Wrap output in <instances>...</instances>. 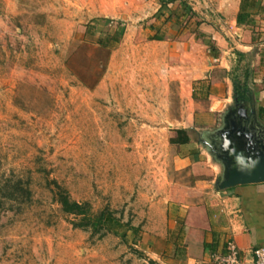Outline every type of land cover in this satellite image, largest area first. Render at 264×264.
<instances>
[{
	"label": "rangeland",
	"instance_id": "1",
	"mask_svg": "<svg viewBox=\"0 0 264 264\" xmlns=\"http://www.w3.org/2000/svg\"><path fill=\"white\" fill-rule=\"evenodd\" d=\"M54 4L19 0L18 15L0 21V187L12 179L30 191L0 202V264H151L155 253H163L156 264H172L173 236L157 234L171 223L175 234L185 228L187 210L168 202L176 183L194 178L174 163L192 151L170 138L177 128L203 129L195 106L208 109L210 75L224 77L210 60L213 37L177 1L156 21L88 25L60 17ZM55 181L122 226L103 237L74 228Z\"/></svg>",
	"mask_w": 264,
	"mask_h": 264
},
{
	"label": "crops",
	"instance_id": "2",
	"mask_svg": "<svg viewBox=\"0 0 264 264\" xmlns=\"http://www.w3.org/2000/svg\"><path fill=\"white\" fill-rule=\"evenodd\" d=\"M170 1L173 0H56L52 11L60 17H74L71 20L79 23L85 19V25L99 18L141 23L152 18L158 20L173 6L168 3ZM178 3H182L184 14L190 6L201 17L200 28L213 37L216 47V57L213 55L210 60L220 63L224 77L216 79L212 73L208 109L201 104L195 106L196 110L202 111V124L197 123L202 131L193 127L177 128L188 130L192 141L175 147H189L192 152L174 159L176 171L189 169L194 180L185 185L176 183V198L168 202L169 207L187 210L185 228L175 234L171 223V232L166 229L157 235L161 238L167 234L173 236L172 251L178 261L172 264H216L213 257L226 255L229 243L240 250L242 264H254V252L264 249V183L217 190L216 182L223 169L208 150L205 151L202 140L222 127L224 115L236 104L253 106L264 127V0H177ZM19 9V0H0V21L5 22L7 15H18ZM171 13L175 15L176 9ZM168 19L171 21L170 16ZM66 20L58 23L63 24ZM151 29L160 30L156 25ZM154 40L160 41L159 38ZM232 78L247 86V101L235 102ZM195 121L198 122L197 117ZM192 133L200 135L202 148L193 141ZM160 223L167 227L166 213ZM183 231L186 238L182 245ZM162 255L155 253L154 261L162 262Z\"/></svg>",
	"mask_w": 264,
	"mask_h": 264
},
{
	"label": "water",
	"instance_id": "3",
	"mask_svg": "<svg viewBox=\"0 0 264 264\" xmlns=\"http://www.w3.org/2000/svg\"><path fill=\"white\" fill-rule=\"evenodd\" d=\"M202 145L223 169L217 190L264 183V127L253 106L230 108L222 127L208 133Z\"/></svg>",
	"mask_w": 264,
	"mask_h": 264
},
{
	"label": "trees",
	"instance_id": "4",
	"mask_svg": "<svg viewBox=\"0 0 264 264\" xmlns=\"http://www.w3.org/2000/svg\"><path fill=\"white\" fill-rule=\"evenodd\" d=\"M174 1L177 0H173L168 3L173 4ZM116 40H119V38L116 37ZM97 45L103 49L106 48L107 42L99 40ZM212 49L215 48L213 47ZM232 81L234 86L235 102L240 103L247 101V86L242 85L237 78H232ZM191 141L192 140L188 130L176 129L175 137L170 138V145H188ZM53 184L54 188H52V193L54 195V199L61 206L63 212L73 218L72 225L74 228L91 232L93 236L103 237L110 233H116L115 228L122 226L121 221L109 208H105L101 211H95L91 203H79L74 201L65 187L61 186L56 181L53 182ZM24 194L30 196V191L22 189L21 181L14 182L12 179H9L6 180L0 187V202L5 199L19 201L20 199H24L26 197ZM128 226L130 227V224H128ZM150 263L156 264L152 260H150Z\"/></svg>",
	"mask_w": 264,
	"mask_h": 264
},
{
	"label": "built area",
	"instance_id": "5",
	"mask_svg": "<svg viewBox=\"0 0 264 264\" xmlns=\"http://www.w3.org/2000/svg\"><path fill=\"white\" fill-rule=\"evenodd\" d=\"M254 255V264H264V249L256 250ZM213 259L216 264H242L240 250L233 243L228 244L226 255H216Z\"/></svg>",
	"mask_w": 264,
	"mask_h": 264
}]
</instances>
